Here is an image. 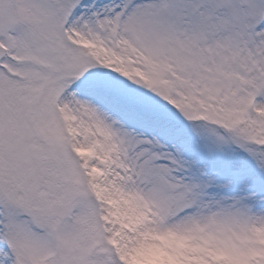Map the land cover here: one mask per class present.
Here are the masks:
<instances>
[{
	"label": "snow or ice",
	"instance_id": "snow-or-ice-1",
	"mask_svg": "<svg viewBox=\"0 0 264 264\" xmlns=\"http://www.w3.org/2000/svg\"><path fill=\"white\" fill-rule=\"evenodd\" d=\"M0 264H264V0H0Z\"/></svg>",
	"mask_w": 264,
	"mask_h": 264
}]
</instances>
